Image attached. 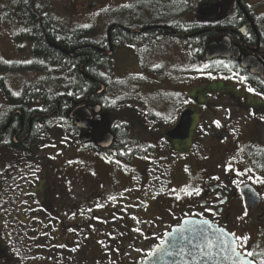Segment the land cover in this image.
I'll use <instances>...</instances> for the list:
<instances>
[{
    "label": "flooded vegetation",
    "instance_id": "af4514ba",
    "mask_svg": "<svg viewBox=\"0 0 264 264\" xmlns=\"http://www.w3.org/2000/svg\"><path fill=\"white\" fill-rule=\"evenodd\" d=\"M167 1L168 19L148 26L153 29L136 33L130 31L138 28L120 25L108 31L119 24L109 25L105 40L90 47L100 61L110 62L109 73L101 63L84 97L63 99L69 110L62 123L70 126L63 125L64 138H54L50 147L55 153L65 149L70 157L88 158V166H62H75L82 175L50 174L54 156L47 153L46 164L38 158L50 144L47 138L44 142L50 122L56 121L54 110L38 113L19 103L0 118V155L9 158L0 172V264H142L165 234L185 219L227 231L242 255L264 264V212L255 215L264 198L260 20L243 13L237 30L216 35L212 41L230 39L238 59L204 60L201 70L195 32L181 29L182 1ZM89 6L80 7L88 11ZM184 47L191 56L189 64L182 62ZM242 57L252 66L243 68ZM120 60H131L124 69L130 85L127 101L117 99L120 107L112 111L113 122L103 127L107 89L100 94L97 90L103 76L120 78ZM80 105L88 108L92 119V107H100L99 124L89 134L69 118ZM182 111L191 117L187 137L176 128ZM16 121L18 126L9 133ZM34 132L41 134L42 143L33 142ZM105 134L110 138L102 142ZM36 166L43 170L39 175L31 173ZM84 167H94L91 174L100 183L88 193L86 181L92 177ZM23 178L28 185L22 184ZM106 183L110 196L103 197L101 190L95 195L93 191ZM159 227L161 234L152 232Z\"/></svg>",
    "mask_w": 264,
    "mask_h": 264
},
{
    "label": "trees",
    "instance_id": "16d2710c",
    "mask_svg": "<svg viewBox=\"0 0 264 264\" xmlns=\"http://www.w3.org/2000/svg\"><path fill=\"white\" fill-rule=\"evenodd\" d=\"M212 0H201L197 4L210 2ZM229 1L223 9L222 15L215 20L200 19L197 16L192 23L185 21L184 2L182 7V32L198 33L194 38L197 42V58L199 60L204 56V50L209 40L215 39L219 33H229L224 30H237L242 21L243 13L248 15L249 10L246 5L247 0ZM6 19L11 20L12 26L15 28L13 33L14 42L16 43L17 51L22 53L23 45L29 49L32 56L35 72L45 73L54 78L53 87L43 86L40 82L37 86L22 84L21 99L14 98L9 95L4 85L3 79L0 78V94L5 102L14 109L18 108L19 103L40 113L43 110L55 112V119L62 121L66 117L68 108H65L66 102H63L64 97L86 95L92 85L91 81L96 79L97 66L102 63V66L109 73L110 62L107 59L101 60L97 53L92 50L96 45H99L100 40L90 30L84 28H68L61 24L58 19L49 11V9L41 2V0H5ZM243 9V10H242ZM251 16L252 14L249 13ZM147 21H145L146 23ZM10 23V21H9ZM157 22H148L141 27L131 28H146L150 25H156ZM174 25V23H173ZM20 26L22 32H19ZM120 26V24H119ZM115 28V27H114ZM118 32L112 33V36ZM218 37V36H217ZM126 38H130L126 36ZM105 40V39H104ZM95 45V46H94ZM94 46V47H92ZM92 47V48H90ZM70 53L75 57L71 58ZM103 61V62H102ZM3 63H0V73L7 70ZM106 76H103L102 83L108 89ZM93 86V85H92ZM59 101V105H58ZM8 106V107H9ZM2 123V122H1ZM18 122L15 125L8 127L9 133L12 129H16ZM48 134V133H47ZM46 134V135H47ZM33 142L42 143V136L39 132H34Z\"/></svg>",
    "mask_w": 264,
    "mask_h": 264
},
{
    "label": "rangeland",
    "instance_id": "374dc122",
    "mask_svg": "<svg viewBox=\"0 0 264 264\" xmlns=\"http://www.w3.org/2000/svg\"><path fill=\"white\" fill-rule=\"evenodd\" d=\"M182 1V7L183 2L184 4V16L186 14L185 19L189 21H195V11L198 7L201 0H181ZM231 1V0H228ZM238 5L239 2L236 1ZM228 3V2H227ZM226 3V4H227ZM81 4H89L93 5L94 8L88 11H84L81 9ZM225 4V5H226ZM44 5L49 9V11L58 19V21L63 24L64 26L68 28H84L86 30H90L93 35L96 37L95 39L101 40L105 39L106 37V30L109 25L111 24H120L123 26L128 27H141L142 25L153 22L159 19H168V13H166L169 8L170 4L167 0H44ZM224 5V6H225ZM246 5L248 6L249 13L252 14V16H257V19L260 20L262 30L264 31V0H247ZM180 7H173L172 12L179 11ZM166 11V12H165ZM163 12V14H159ZM6 8H5V0H0V63L4 64L7 70H14L13 71H6L3 73H0V77H3V82L6 87V90L8 91L9 95L18 98L21 96L22 84L27 85H33L37 86V83L40 82L43 86L53 87L56 84H54L55 77H51L48 74L43 75V73L35 72L32 68L34 65L32 64L33 59L31 54L29 53V49L27 47H24L23 45V51L22 53L17 51V45L14 42L13 33H15V28L12 26L11 20H8L5 18L6 14ZM192 16V18H191ZM184 18V17H183ZM193 19V20H191ZM10 21V23H9ZM145 21H147L145 23ZM198 34V33H197ZM196 34V35H197ZM212 40H209L207 43L211 42ZM175 43V42H174ZM178 46L182 47L179 43H177ZM125 45V44H124ZM184 51L182 53V62L183 64H189V59L191 60V56H186V48H183ZM153 60V58H150ZM204 61L205 59L202 57L201 59ZM201 60L198 59V63L200 67L203 68L204 66L201 65ZM131 61V60H130ZM130 61H122L120 60L118 66L120 69V78H114L113 76L107 77V84L108 89L106 94L103 96L104 99V114H105V126H110L114 119V111H117L120 107V103L117 104V99L121 100L124 99L127 101V94L129 93L130 85H127L125 81L128 79V76L126 74V71H124L125 68L130 66ZM208 61V60H205ZM185 68V67H184ZM104 69V67H103ZM202 70V69H201ZM205 71V69H203ZM104 73V70H103ZM44 76V77H43ZM121 92V93H119ZM119 93V94H118ZM122 97L118 98L116 96ZM123 96H125L123 98ZM117 104V105H116ZM127 104V102H126ZM125 106V104H122ZM8 105L7 102H5L0 94V118L3 116L4 112L11 107ZM113 111V112H112ZM66 120V117L63 118ZM99 124V121L97 122V125ZM70 126L68 123L56 120L51 121L49 126L51 129H48V134L46 136L45 134V142L46 138L50 142L49 145L42 151V153L38 154V158L42 161V163L46 164V160L48 159L47 153H50L54 156L55 159H53L52 166L53 170L50 171V174H53L54 172L58 174L60 171L61 173L59 175H63L64 178L66 175H73L77 174L74 169L75 166L66 167L65 169L62 167L65 163L70 162H78L81 163L83 166H88V158L86 160L85 157H70V151H66L65 149H62L61 152L55 153L54 150L51 149L52 143L60 138H64L65 132L64 127ZM60 130V131H59ZM56 138V139H54ZM77 137H75V142ZM40 144V143H39ZM55 144H57L55 142ZM36 153H39L36 151ZM9 158L6 156L5 158H2V155H0V172L2 171V168L5 166V161H7ZM69 159V160H68ZM5 160V161H4ZM35 163L34 165H36ZM35 171L31 172L32 174L39 175V172L43 170H38L37 166L34 167ZM58 169V170H56ZM55 170V171H54ZM84 170L86 174L89 177H92L91 179L87 180V193L91 192L93 190V186L100 185L99 181H97L91 174L94 171V167H88L87 171L84 167ZM80 171V170H79ZM77 175H82L80 172ZM26 178H23V185H28L26 183ZM105 186L101 189L97 187L93 192L95 195L100 190L103 191V197H109L111 189L109 188V184H104ZM76 190V189H75ZM75 192V191H74ZM264 212V198L262 199V203L260 207L258 208L255 215L260 214ZM128 212L125 211V215L127 216ZM9 217V214H8ZM254 220L255 217L253 216ZM264 220V217H263ZM256 227L253 226L252 230L255 231ZM264 229V228H263ZM163 228H153L152 232L161 234L163 232Z\"/></svg>",
    "mask_w": 264,
    "mask_h": 264
},
{
    "label": "water",
    "instance_id": "95a60500",
    "mask_svg": "<svg viewBox=\"0 0 264 264\" xmlns=\"http://www.w3.org/2000/svg\"><path fill=\"white\" fill-rule=\"evenodd\" d=\"M228 0H213L201 4L196 12L199 18L216 19L223 11ZM90 6L89 8H91ZM243 10V9H242ZM111 28V27H110ZM108 29V31L110 30ZM195 33L194 35H196ZM238 49L231 46L230 39L224 37L219 41L210 42L204 50V58L213 60L217 58L238 59ZM72 57V54H70ZM243 68L252 66L251 63L241 58ZM252 73H259L251 70ZM104 90L101 86L98 90L100 94ZM95 117L92 119L88 108L80 105L74 108L69 118L80 129H86L87 134L94 131L97 122L101 119L99 115L100 107H92ZM191 125V117L187 111H182L181 118L176 128L183 129L184 137H187ZM175 128V129H176ZM109 134H105L102 142L109 140ZM81 142H86L81 137ZM102 142L99 145H103ZM258 201V200H257ZM253 205V204H252ZM142 264H255L248 257L240 254L236 249L233 237L223 229L218 228L208 222L196 219H185L182 223L172 228L165 234L159 243L146 257Z\"/></svg>",
    "mask_w": 264,
    "mask_h": 264
},
{
    "label": "bare ground",
    "instance_id": "6f19581e",
    "mask_svg": "<svg viewBox=\"0 0 264 264\" xmlns=\"http://www.w3.org/2000/svg\"><path fill=\"white\" fill-rule=\"evenodd\" d=\"M118 26H119V25H112L111 28H110V30H111L112 28H114V27L116 28V27H118ZM153 28H154V27H146V28H142V29L135 30V31H130V32L141 33V32H143V31H145V30L153 29ZM128 31H129V30H128ZM107 53H108V52H106V54H107ZM70 54H71V53H70ZM70 57H71V56H70ZM72 57H73V55H72ZM101 86H103V87H104V90H105V86H104L103 84L100 85V87H101ZM100 87H99V89H100ZM99 89H98V90H99ZM98 90H97V91H98ZM104 90H103V91H104ZM103 91H102V92H103Z\"/></svg>",
    "mask_w": 264,
    "mask_h": 264
},
{
    "label": "snow or ice",
    "instance_id": "6c2138e0",
    "mask_svg": "<svg viewBox=\"0 0 264 264\" xmlns=\"http://www.w3.org/2000/svg\"><path fill=\"white\" fill-rule=\"evenodd\" d=\"M251 91V89H249Z\"/></svg>",
    "mask_w": 264,
    "mask_h": 264
}]
</instances>
